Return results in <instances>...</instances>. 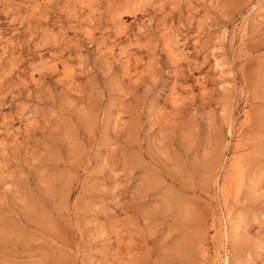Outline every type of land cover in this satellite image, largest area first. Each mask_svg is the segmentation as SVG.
Here are the masks:
<instances>
[{"label":"rangeland","instance_id":"1","mask_svg":"<svg viewBox=\"0 0 264 264\" xmlns=\"http://www.w3.org/2000/svg\"><path fill=\"white\" fill-rule=\"evenodd\" d=\"M0 264H264V0H0Z\"/></svg>","mask_w":264,"mask_h":264}]
</instances>
